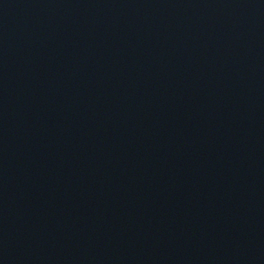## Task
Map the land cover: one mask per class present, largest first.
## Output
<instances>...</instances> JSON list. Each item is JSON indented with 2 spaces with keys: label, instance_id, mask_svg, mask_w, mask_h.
<instances>
[{
  "label": "water",
  "instance_id": "95a60500",
  "mask_svg": "<svg viewBox=\"0 0 264 264\" xmlns=\"http://www.w3.org/2000/svg\"><path fill=\"white\" fill-rule=\"evenodd\" d=\"M0 264H264V0H0Z\"/></svg>",
  "mask_w": 264,
  "mask_h": 264
}]
</instances>
